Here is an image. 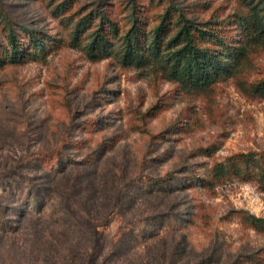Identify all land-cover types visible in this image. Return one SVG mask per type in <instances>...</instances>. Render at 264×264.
I'll return each instance as SVG.
<instances>
[{
  "label": "rangeland",
  "instance_id": "374dc122",
  "mask_svg": "<svg viewBox=\"0 0 264 264\" xmlns=\"http://www.w3.org/2000/svg\"><path fill=\"white\" fill-rule=\"evenodd\" d=\"M134 1L142 28L180 13L235 45L237 75L193 90L152 58L123 64L116 41L133 24V0H0V49L12 25L31 52L0 69V264H264V192L255 183L264 173V100L248 92L264 80V42L241 35V0ZM87 13L92 28L76 33ZM102 14L119 36L104 25L110 46L91 57ZM57 156H88L96 167L76 196L80 166L57 177L45 216L22 224L36 202L27 190ZM212 169L221 170L213 182ZM184 182L192 187L181 190ZM69 195L89 206L86 216L68 215ZM162 214L171 221L161 224ZM84 219L96 224L95 238Z\"/></svg>",
  "mask_w": 264,
  "mask_h": 264
},
{
  "label": "trees",
  "instance_id": "16d2710c",
  "mask_svg": "<svg viewBox=\"0 0 264 264\" xmlns=\"http://www.w3.org/2000/svg\"><path fill=\"white\" fill-rule=\"evenodd\" d=\"M241 3L247 8V19L244 17L241 24L242 28L240 26L241 35L255 41L257 44L264 42V0H241ZM132 4L133 13L131 17L133 18V24L120 36L117 26L111 20L104 19L105 21H101L105 16L102 14L99 19L100 25L91 32V40L88 43L91 57H96V53L101 51L100 46L105 47L104 50L110 46V42L105 37L106 32L103 29V26L107 25L111 27L113 37L119 36L116 42L120 47L115 51L121 57L123 64H128L142 57L152 58L158 69L166 75L168 80L178 82L193 90L206 89L219 80L229 79L237 75L239 66L234 65V62L237 61L238 54L236 51L238 48L226 42V39L219 38L218 33H210L206 28H198L197 25H194L192 21L180 13L172 19L169 17L172 16L169 12H165L160 21L152 28H142L137 20V5L134 0ZM58 8L59 6H56L57 11ZM94 19L91 13L84 14L75 22L74 31L78 33L91 29ZM247 23H250V27H247ZM5 33L6 47L0 49V69H3L6 65L16 64L31 54L30 48H21L16 30L12 25L5 28ZM29 36L31 44H35L39 49L45 47V39L39 41L34 32H31ZM229 59L230 62H227ZM248 92L264 100V80L251 84ZM57 158V167L49 171H43L37 181L27 190L26 195L35 198L36 202L33 206L28 205L21 211L22 224L28 220H38L45 216L48 207H50L49 203L52 200L53 187L57 177L62 178L66 172L75 170L77 166H80L76 169L82 170H78L70 186V194L76 196L77 193L74 191L80 192L83 190L82 185L84 178H86L85 175H90L96 167V165L91 164L93 160L88 156L82 162L71 159L64 162L58 156ZM220 171L217 169L211 170V182L214 181ZM208 174L209 171L205 177H208ZM198 179L195 182L204 185L205 180ZM86 180L90 182L88 178ZM166 181L170 180H160L158 184L161 187H166L164 186ZM139 182L143 183L141 179H139ZM255 183L264 192V173L255 177ZM191 187V184L187 185L185 182L180 184L181 190H187ZM71 195L65 198V210L69 213L68 215L74 217H78V215L86 216L84 209L88 214L89 206L87 208L84 201L81 203L76 202L74 196ZM157 217H162L161 224L171 221L169 215L162 214ZM242 218H245V222L254 229L259 225L260 220L247 213H244ZM84 221L93 238H95L97 234L96 224H91L86 219Z\"/></svg>",
  "mask_w": 264,
  "mask_h": 264
}]
</instances>
